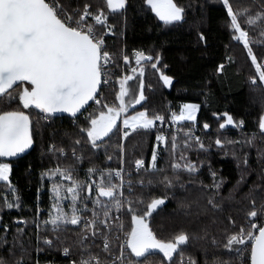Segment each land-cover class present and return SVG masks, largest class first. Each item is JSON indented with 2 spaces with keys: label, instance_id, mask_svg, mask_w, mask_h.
I'll list each match as a JSON object with an SVG mask.
<instances>
[{
  "label": "trees",
  "instance_id": "16d2710c",
  "mask_svg": "<svg viewBox=\"0 0 264 264\" xmlns=\"http://www.w3.org/2000/svg\"><path fill=\"white\" fill-rule=\"evenodd\" d=\"M177 2L186 7V22L166 26L143 4V0H129V6L123 15L107 9L106 0H68L72 8H82L87 3L92 6L90 10L103 9L109 24L115 25L116 34L104 36L107 49L115 62L109 70L110 78L115 80V83H111V87H105L103 92L104 101L109 106L118 102V79L128 75L130 67L135 63V52L143 51L153 58L159 56L160 62L157 68L153 69L151 64L155 59L151 62L143 61L144 94L147 99L139 105L134 103L129 114L146 109L149 115L165 114L168 120L170 111H179L181 104L195 103L199 104L200 108L195 122L183 121L182 129L164 132L168 143H164L159 150L157 167L162 170L160 172L151 169V155L157 144L156 136L162 135L156 127L134 131L124 139V130L119 122L120 134L117 136L110 133V140L105 137L100 142L99 149H92L77 128V124H83V116H80L79 120L63 115L54 116L47 123L41 121V135L34 137L33 150L13 161L11 185L0 182V235H4L6 227L9 241L13 236H17L18 255L20 244L31 253L30 258L25 257V264H36L39 259L48 261L53 258L58 263L64 262L65 259L61 255L63 246H72V257L79 258L80 250L77 244L80 236L84 234L82 225H63L59 232H54L51 224H44L49 218V213L54 214L55 210L52 208L53 181L47 177L42 179L41 174L47 169L55 168L57 164L62 168H73V176L76 179L89 183L92 180L99 183V176H86L88 168L115 170L123 166L126 172L132 174L130 177L133 181V194L130 198L133 201H144V204L138 205L141 211L152 198L165 199V203L149 217V225L157 238L167 241L181 230L187 232L190 240L181 247L184 249L185 260L190 256L196 264H213L217 259L228 260L229 256L223 249L226 234L233 232L236 226L246 225V221L251 219L246 216L253 207L250 204L251 198H256L257 207L264 202L261 199L264 196V158H261L258 152L264 151V138L258 129L259 118L264 115V88L260 83L253 85L250 82L256 76L250 63L251 58L243 44L235 40L237 34L228 26L229 18L222 0ZM231 2L236 9L251 7L253 11L264 5V0ZM96 27L97 30H102L101 26ZM243 27L249 31L251 40L264 41V38L259 37L258 29H249L247 25ZM198 31L203 32L206 43L198 39ZM251 46L257 57L263 59L261 50L264 49V42H254ZM125 54L129 57L127 63L123 60ZM221 64L224 66L222 72L217 70ZM160 71L173 77L172 87L163 84ZM96 110L97 106L92 102L84 114ZM38 111L33 112L34 120ZM225 113L236 121L243 119V127H227L220 131ZM205 123L209 125L207 129L204 128ZM194 126L198 128V137L205 145L204 149H200L194 139H189L187 146L184 143L186 133L191 132L192 136L196 137ZM252 133H256L254 145L243 143ZM172 136L177 137L175 151L171 150ZM76 139L81 141L79 145H74ZM216 139H220L222 145H216ZM226 141L240 143H224ZM53 143L58 148L62 147L67 155L49 153L47 149ZM73 146L78 155L84 156L83 163H78L72 156ZM108 156L112 159L109 160ZM181 156L197 165V173L189 177L182 171L179 183L174 180L173 187H165L161 183L163 176L173 177L172 164L185 163ZM245 157L247 164L244 163ZM140 159L144 160L145 166L136 170L135 162ZM140 180L144 181L143 185L139 183ZM149 180L152 181L151 184ZM113 182L118 183L114 177ZM55 183L62 185L61 195L69 197L62 201V206L71 214V194L64 193L63 187L71 186L72 182L57 177ZM180 183L184 184L183 188ZM215 183L220 184L218 190L213 187ZM13 187L16 191H12ZM125 194L128 196V191ZM17 196L20 207L7 209L5 200L12 202ZM81 196H88L86 188ZM209 196L221 206L222 211L211 209L207 203ZM94 199L95 185L92 196L86 201L89 209L93 208ZM101 200L107 202L108 198L101 197ZM77 207H82V204L78 202ZM80 215L83 219L91 216V213ZM123 219L127 230L130 215H123ZM37 223L39 227L36 226ZM17 228L22 229L21 234L17 233ZM45 239H51L54 246H46ZM112 246L116 247L115 242ZM101 249L102 241L95 242L93 251L99 253L103 261L105 254ZM162 259V253L153 250L148 262L157 264Z\"/></svg>",
  "mask_w": 264,
  "mask_h": 264
},
{
  "label": "snow or ice",
  "instance_id": "6c2138e0",
  "mask_svg": "<svg viewBox=\"0 0 264 264\" xmlns=\"http://www.w3.org/2000/svg\"><path fill=\"white\" fill-rule=\"evenodd\" d=\"M143 4L166 26L186 22V7L180 5L177 0H143ZM222 4L229 18L228 26L234 34H237L235 40L243 42L247 55L259 74L260 86L264 87V64L258 63L257 55L251 46L254 42L264 41L251 40L249 31L243 27L247 25L249 29H258L259 37L264 38V5L253 11L251 7L234 8L231 0H222ZM106 6L112 13L123 15L127 11L129 0H106ZM91 7L90 4L85 3L82 8H72L68 0H0V182L11 185L13 158H18L33 148L34 137L41 135V121L45 123L51 121L58 112L70 113L77 120L83 116V124H77V128L92 149H99L100 142L105 137L110 140V133L117 136L120 134L118 121L129 108L125 101V97L129 95L126 85L133 77L125 75L119 79L117 96L119 103L109 106L104 101L103 92L105 87H111V73L108 66L115 62L107 49L104 36L115 35V25L109 24L108 16L103 9L90 10ZM97 25L101 26L102 30H97ZM198 39L207 42L205 35L200 31H198ZM261 52L264 54V49ZM134 55L137 65H140L142 60L151 62L155 59L151 67L156 69L160 62L159 56L153 58L145 55L143 51H136ZM123 60L127 63L128 55H123ZM223 68L221 64L217 70L222 72ZM132 71L135 73L136 69L133 68ZM140 73L143 74V68L140 69ZM160 79L165 86L172 87L173 77L160 71ZM250 82L255 85L256 79L253 78ZM146 99L144 82L140 80L139 98L135 99L134 103L140 104ZM90 101L94 102L97 110L85 115L86 106H90ZM199 108V104L185 103L179 115L175 112L171 113L172 121L195 122ZM35 110L39 111L34 120ZM224 115L227 117V125L243 127L245 123L243 119L236 121L231 115L227 113ZM157 121L162 125L166 122L165 116H150L146 109L130 118L124 115L123 138H128L129 129L132 131L138 128L152 129ZM226 124H220V128H225ZM208 127L209 125L205 123L204 128ZM258 129L261 137L264 138V115L259 118ZM185 136L186 146L189 139H194L200 149L205 148L199 137L192 136L191 132L186 133ZM255 139L256 133H252L243 143L251 146L254 145ZM156 141L159 148V142L163 141L167 144L168 138L157 135ZM80 143L79 139L74 141V145ZM228 143L240 142L228 141ZM215 144L222 145V141L216 139ZM176 148L177 137L172 136L171 150L175 151ZM47 151L52 154L67 155L62 147L58 148L54 143L49 145ZM71 152L78 163H83L84 156L78 155L74 146ZM258 152L259 156L264 158V151L258 150ZM108 159L111 160L112 157L108 156ZM181 159L185 160L183 165L174 163L171 166L173 177L163 176L161 183L165 187H173L174 180L179 183L182 171L189 177L197 173L198 168L195 163L183 156ZM244 163L247 164V157ZM135 164L139 170L144 166V160H137ZM151 169L154 172L162 171L157 167L156 151L151 155ZM73 171L71 167L62 168L57 164L55 168L47 169L41 174L42 179L47 177L53 181L52 208L55 210L54 214L49 213V218L44 224H51L54 232H59L63 225L83 226L84 234L80 236L77 244L80 250L79 258L71 259L72 246L62 247L63 255L71 259V264H148V257L153 254V250L162 253L161 264H196L190 256L185 260L184 249L181 247L190 240L187 232L181 230L172 239L165 241L158 239L149 225V217L158 206L165 203L164 198H152L141 211L138 205L144 204V201L143 199L133 201L130 198L133 194L131 191L133 185L131 179L125 181L123 168L115 170L88 168L86 176L98 175L99 183L95 180L90 183L81 182L73 176ZM128 176L130 177L131 173H128ZM57 177L72 182L71 186L63 187L64 193L71 194V214L62 206V201L69 197L61 195L62 185L55 183ZM113 177L118 178L119 182L114 183ZM139 183L143 185L144 181L140 180ZM151 183L152 181L149 180V184ZM93 185H95V199L92 201L94 206L89 209L86 201L93 194ZM126 185L128 196H125ZM180 187L183 188L184 184L180 183ZM213 187L218 190L220 184L215 183ZM85 188L88 196L82 197L81 193ZM12 191L16 189L13 187ZM101 197L108 198L107 202L101 200ZM261 199L264 201V196ZM78 202L82 207H77ZM207 203L212 210L222 211L221 206L216 204L211 196L207 197ZM250 204L253 207L246 216L251 219L246 221V225L236 226L233 232L226 234L223 249L229 259H217L213 264H264V202L257 207V200L253 197L250 199ZM5 205L7 209L19 208V196L12 202L5 200ZM89 212L91 218L82 219L80 213ZM114 213H120V216L130 215V225L127 230L120 216H114ZM229 219L231 220V217ZM257 220L259 223L256 222ZM17 223L26 224L27 221H17ZM232 223L235 224L234 221ZM36 226L39 227V224L37 223ZM16 231L18 234L22 233L20 228ZM7 232L8 229L5 227L4 235H0V264H25V257L30 258L31 253L20 244L18 255L17 236H13L9 241ZM97 237L102 238L101 251L105 254L103 261L101 255L93 251ZM56 239L59 241V236ZM89 240L92 241L91 244L87 243ZM113 242L116 244L115 248L112 246ZM44 244L48 247L54 246L51 239H45Z\"/></svg>",
  "mask_w": 264,
  "mask_h": 264
},
{
  "label": "rangeland",
  "instance_id": "374dc122",
  "mask_svg": "<svg viewBox=\"0 0 264 264\" xmlns=\"http://www.w3.org/2000/svg\"><path fill=\"white\" fill-rule=\"evenodd\" d=\"M96 10H99V9H96ZM90 19V18H89ZM90 22H91V20H90ZM98 29V28H97ZM240 43H242L243 44V42L242 41H240ZM145 55H148V54H145ZM148 56H151V55H148ZM153 57V56H152ZM257 61H258V63H261V64H264V58L262 59V58H259V57H257ZM143 63V60L141 61V64L140 65H137L136 63H134V65H132L131 67H130V70H129V72H128V75L127 76H131V77H133V79H131V80H129L128 81V83H127V85H126V87L129 89V95L128 96H126L125 97V101H126V103L129 105V108H128V111H127V113L126 114H124V115H127V117L128 118H130L131 116H133V115H136L138 112H135V113H132V114H129V111H130V109L132 108V106H133V104H134V100L135 99H137L138 98V95H139V81L140 80H143V75L144 74H142L141 75V73H140V69L141 68H143V65L144 64H142ZM251 63V65L253 66V69L255 70V73H256V76L254 77L255 79H256V84H261V82L259 81V78H258V72L256 71V67H255V65H253L252 64V62H250ZM133 68H135L136 69V72L135 73H133V71H132V69ZM143 73H144V71H143ZM264 88V87H263ZM119 103V101L117 102V104ZM185 104V103H184ZM189 104H195V103H189ZM15 106V105H14ZM113 106V105H112ZM183 106V105H182ZM182 109V108H181ZM144 111V110H143ZM173 112H175L177 115H179V112H178V110H171L170 111V117H171V113H173ZM124 115H122V117H121V120L120 121H118V124H119V122L121 123V125H122V129L124 130V127H123V124H122V119L124 118ZM156 115H164L165 116V114H156ZM197 115H198V112H197ZM151 116V115H150ZM153 116V115H152ZM196 118H197V116H196ZM226 120H227V117H225V119H224V121L221 123V124H226ZM155 127V126H154ZM227 127H232V128H237V127H235V126H233V125H227L226 124V127L225 128H227ZM225 128H219V130L220 131H224L225 130ZM137 130H145V129H142V128H138ZM137 130H135V131H137ZM147 130H149V129H147ZM130 133H132V132H134V131H132L131 129H129L128 130ZM164 143L165 142H159V148L157 147V144H156V146H155V151H156V153H157V161H158V158H159V150H160V147L162 146V145H164ZM224 143H228V141H226V142H224ZM159 207V206H158ZM259 220H257L256 222L257 223H259L258 222Z\"/></svg>",
  "mask_w": 264,
  "mask_h": 264
},
{
  "label": "built area",
  "instance_id": "2783aa9c",
  "mask_svg": "<svg viewBox=\"0 0 264 264\" xmlns=\"http://www.w3.org/2000/svg\"><path fill=\"white\" fill-rule=\"evenodd\" d=\"M110 66H111V64L108 66V70H110ZM110 81H111V83H115V80H113L112 78H110ZM118 84H119V79H118ZM165 123H163L162 125H161V123L159 122V121H157L156 122V128L159 130V131H161L162 132V135H165L164 134V132H166V131H170V130H180V129H182V126H183V121H176V122H173L172 121V117H170V119H166L165 118ZM193 131L195 132V136L196 137H198V128H197V126H194V128H193ZM144 166H145V163H144ZM143 166V167H144ZM142 167V168H143ZM120 168H123V166H121ZM124 169V168H123ZM141 169V168H140ZM136 170H137V168H136ZM124 172H125V175H124V179H125V181H127L128 179H131V177H129L128 176V173H130V172H126L125 171V169H124ZM132 175V174H131ZM115 178V177H114ZM118 182H119V180H118V178H115ZM131 182L133 183V181H132V179H131ZM128 190H127V185L125 186V193L127 192ZM125 196H126V194H125ZM123 211V210H122ZM114 216H120V213H115L114 214ZM86 218H91V216H88V217H86ZM120 218L123 220V222H124V219H123V216H120ZM125 225V224H124ZM99 241H102V238H100V237H97V238H95V242H99ZM89 242H92L91 240H89ZM43 253V252H42ZM61 255H62V257L65 259V261L64 262H57V260L55 259V258H53V259H51V260H46V259H39L38 260V264H71V259H77V258H74V257H71V259L69 258V257H66V256H64L63 255V252L61 253ZM148 264H151V263H149L148 262ZM157 264H161V262H159V263H157Z\"/></svg>",
  "mask_w": 264,
  "mask_h": 264
},
{
  "label": "water",
  "instance_id": "95a60500",
  "mask_svg": "<svg viewBox=\"0 0 264 264\" xmlns=\"http://www.w3.org/2000/svg\"><path fill=\"white\" fill-rule=\"evenodd\" d=\"M138 98H139V95H138ZM91 103H92V101L89 102V105H91ZM137 105H139V104H137ZM89 107H90V106H86L87 109H88ZM82 112H84L83 109H82ZM63 115L71 116L70 113H64V112H58V113H56L54 116H63ZM78 115H79V114H78ZM34 146H35V143H34V145H33V148H34ZM33 148H32V149H29L26 153L21 154L20 157H18V158H13V161H14V160H17V159H20V158H22V157L28 155V154L33 150Z\"/></svg>",
  "mask_w": 264,
  "mask_h": 264
},
{
  "label": "crops",
  "instance_id": "0c3cea01",
  "mask_svg": "<svg viewBox=\"0 0 264 264\" xmlns=\"http://www.w3.org/2000/svg\"><path fill=\"white\" fill-rule=\"evenodd\" d=\"M182 105H183V104L180 105V109H179V111H178L179 113H180V111H181Z\"/></svg>",
  "mask_w": 264,
  "mask_h": 264
}]
</instances>
